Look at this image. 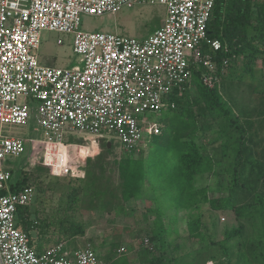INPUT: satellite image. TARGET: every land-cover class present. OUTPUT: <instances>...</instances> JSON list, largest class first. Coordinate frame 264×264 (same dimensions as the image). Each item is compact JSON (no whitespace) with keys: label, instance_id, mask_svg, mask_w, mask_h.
<instances>
[{"label":"built area","instance_id":"obj_1","mask_svg":"<svg viewBox=\"0 0 264 264\" xmlns=\"http://www.w3.org/2000/svg\"><path fill=\"white\" fill-rule=\"evenodd\" d=\"M167 7L162 28L140 40L80 29L82 15L101 17L140 3ZM216 0H0V264H105L93 249L70 251L61 243L38 251L17 227L18 209L29 206L35 188L12 192L9 157L30 151L29 166H42L54 177L82 179L87 161L100 154L107 136L127 152L138 150L145 134L160 127L144 116L174 108L173 96L185 89L192 67L204 68L203 82L220 86L231 60L223 67L202 47L226 51L209 40L208 27ZM73 36L81 65L41 64L37 51L42 32ZM58 45L64 42L59 39ZM220 74V76H219ZM34 116L42 140L13 136L7 128L26 126ZM84 135L86 145L65 142ZM81 149H88L83 157ZM28 170V169H27Z\"/></svg>","mask_w":264,"mask_h":264},{"label":"rangeland","instance_id":"obj_2","mask_svg":"<svg viewBox=\"0 0 264 264\" xmlns=\"http://www.w3.org/2000/svg\"><path fill=\"white\" fill-rule=\"evenodd\" d=\"M166 17V6L144 2L101 17L82 15L80 29L144 40L163 27ZM59 39L63 45H58ZM256 47L262 54L249 62L253 71L248 70L247 57L241 56L226 68L220 77L222 86H218L241 124L250 115L253 117L264 94V44L258 43ZM37 53L44 66L81 65V57L73 52L72 35L43 31ZM166 117L165 110L144 116L149 125L160 127V133L155 136L163 132L162 123L166 122ZM221 125L222 121H217L211 130L200 131L198 140L204 154L216 155L221 161L216 167L218 175L206 174L196 182L198 188L208 187L212 197L229 196L228 172L234 158L231 150L225 152L226 155L222 153L221 143L213 144L217 137L215 131ZM7 131L24 140L44 138L34 116L28 125L7 128ZM110 136L101 141L100 154L88 159L87 176L82 179L58 178L47 168L40 171V165L30 167V151L18 158H8L6 168L12 173L10 183L15 184L26 176L28 184L35 188V198L29 207L30 219L38 222L29 232L35 249L59 243L65 244L70 251L90 248L105 264H150V258L161 259V264H264V195L257 191L245 198L240 196L235 210L215 211L208 204L192 210L176 209L175 191H169V185H164L167 192L152 190L163 186L159 175L175 164L173 152L153 143L155 136L147 134L138 150L127 152ZM65 142L90 144L79 133L66 135ZM105 143L112 144V149L107 150ZM87 152L88 149H81L83 157ZM130 156L144 160L147 166L145 195L139 202L124 203L118 163ZM90 170L92 174L88 176ZM159 194H162L159 201L154 202ZM163 204L167 208L161 217L162 230H158L156 207ZM191 219L202 221L198 238L189 233ZM78 229L80 233L75 232ZM236 230L240 233L234 235ZM157 233L159 238L154 240Z\"/></svg>","mask_w":264,"mask_h":264},{"label":"trees","instance_id":"obj_3","mask_svg":"<svg viewBox=\"0 0 264 264\" xmlns=\"http://www.w3.org/2000/svg\"><path fill=\"white\" fill-rule=\"evenodd\" d=\"M208 38L219 40L224 47L228 48L226 51L213 52L206 42L202 47L203 56L211 55L218 63L220 70L225 59L235 62L237 58L243 56L247 57L248 70L253 71L249 67V62L253 58L257 59L258 54H262L258 51L256 44H264V2L216 0L209 22ZM204 74H206L204 68L192 67V78L185 89L174 93L175 107L165 110L168 112V117L166 122L162 123L164 130L152 141L171 150L175 156V164L159 175V179H163L161 181L163 186L153 187L152 190H159L160 193L167 192L166 187L169 185V191H175L174 207L179 210H192L203 204H208L215 211L229 208L235 210L240 196L245 198L257 191L264 195V94L255 109V114L253 112V117L250 115L241 124L232 107L225 102L220 93L222 84L220 87L210 88L203 82ZM217 121H222V125L218 131H215L217 137L213 144L221 143L224 155L230 150L234 153L230 172H228L229 196L226 197L221 195L212 197L208 187L196 186L199 177L206 174L218 175L216 167L221 161L216 155L204 154L202 146L198 143L200 131L211 130ZM105 146L107 150L113 147L112 144L109 147L107 143ZM118 165L122 178V201L128 203L144 200L143 188L147 177L145 161L130 156L123 158ZM38 168L40 171L44 169L42 166ZM91 171H88V176H91ZM27 186L31 185L28 184V177L24 176L15 184H11V191L17 192ZM213 194L216 193L213 192ZM161 196L162 194H159L155 197L154 202L159 201ZM30 205L19 208L16 216L17 227L26 232L29 238V232L38 223L30 219ZM164 208H167L164 204L156 207L158 218L155 224L158 230H162L161 217ZM201 225V219L189 221L188 230L191 237L200 236ZM75 232L80 233L81 229ZM239 233L240 230H236L234 235ZM158 236L159 233L154 235L153 239H158ZM31 245L33 246L32 242ZM47 248L37 250L42 251ZM161 263L163 261L156 258L150 261V264Z\"/></svg>","mask_w":264,"mask_h":264},{"label":"crops","instance_id":"obj_4","mask_svg":"<svg viewBox=\"0 0 264 264\" xmlns=\"http://www.w3.org/2000/svg\"><path fill=\"white\" fill-rule=\"evenodd\" d=\"M153 259H155V258H150V261H152ZM148 261H149V260H148ZM150 261H149V262H150Z\"/></svg>","mask_w":264,"mask_h":264},{"label":"water","instance_id":"obj_5","mask_svg":"<svg viewBox=\"0 0 264 264\" xmlns=\"http://www.w3.org/2000/svg\"><path fill=\"white\" fill-rule=\"evenodd\" d=\"M108 146L110 147V146H111V144H110V143H108Z\"/></svg>","mask_w":264,"mask_h":264}]
</instances>
